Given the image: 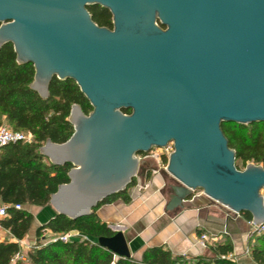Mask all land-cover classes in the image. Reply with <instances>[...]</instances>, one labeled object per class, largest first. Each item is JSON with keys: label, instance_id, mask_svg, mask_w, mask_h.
Segmentation results:
<instances>
[{"label": "water", "instance_id": "obj_1", "mask_svg": "<svg viewBox=\"0 0 264 264\" xmlns=\"http://www.w3.org/2000/svg\"><path fill=\"white\" fill-rule=\"evenodd\" d=\"M93 6L109 11L112 30L93 23ZM7 44L32 65L41 98L54 77L70 79L92 107L85 115L72 105L70 138L39 148L50 164L71 166L50 196L56 215H90L130 185L139 154L172 143L164 171L178 186L168 210L201 191L264 222V169H236L221 130L264 123V0H0V49ZM111 230L97 244L130 258Z\"/></svg>", "mask_w": 264, "mask_h": 264}, {"label": "trees", "instance_id": "obj_2", "mask_svg": "<svg viewBox=\"0 0 264 264\" xmlns=\"http://www.w3.org/2000/svg\"><path fill=\"white\" fill-rule=\"evenodd\" d=\"M88 11L95 20L111 17L108 10L99 6L89 7ZM33 76L31 64L17 63L12 45L7 44L0 49V126L6 123L13 131L30 134L33 138L30 144L16 142L0 148V202L7 208V217L0 221V226L17 241L24 238L32 223V216L23 208L27 205L48 206L57 187L69 182L67 173L71 166L50 164L39 153V148L47 141L62 144L70 138L73 126L68 122V116L72 105H78L85 115L92 110L74 81H61L54 77L49 83V95L43 99L30 88ZM122 112L130 113L129 110ZM221 130L229 148L235 152L236 169L242 170L248 163L264 169V123H222ZM126 189L102 200L96 208L114 198L128 202ZM15 205L21 209H15ZM94 212L95 208L90 215L75 220L55 214L36 231L39 238L44 231L58 236L75 230L93 239V243H37L29 249L25 261L14 259V264H238L228 258L232 247L227 243L211 245L209 249L214 255L211 259L174 256L162 247L146 249L140 262L115 257L97 244L98 238L112 237L114 232L101 223ZM243 216L251 222L249 214L244 213ZM18 251L17 243L1 242L0 264H10ZM249 255L255 264H264V234L254 237V243L249 245Z\"/></svg>", "mask_w": 264, "mask_h": 264}, {"label": "crops", "instance_id": "obj_3", "mask_svg": "<svg viewBox=\"0 0 264 264\" xmlns=\"http://www.w3.org/2000/svg\"><path fill=\"white\" fill-rule=\"evenodd\" d=\"M133 180L126 189L128 202L114 198L100 204L94 212L96 218L109 229L122 232L131 259L140 262L143 252L152 247H162L174 256L187 259H211L214 255L210 246L227 243L232 247L229 259L238 264H255L249 255V245L254 243L255 235L252 234L250 221L243 214L233 213L204 196L201 191L193 192L182 201L180 207L168 210L172 187L178 186V183L148 158L139 161V170ZM23 209L32 216L27 234L17 241L0 226V243H17V254L22 255V261H25L29 249L37 243L45 245L55 237L50 231H44L39 238L36 237L37 229L53 218L55 211L50 205H27ZM69 233L72 242H94L75 230ZM201 235H206L212 243L202 245ZM15 256L10 264H14Z\"/></svg>", "mask_w": 264, "mask_h": 264}, {"label": "built area", "instance_id": "obj_4", "mask_svg": "<svg viewBox=\"0 0 264 264\" xmlns=\"http://www.w3.org/2000/svg\"><path fill=\"white\" fill-rule=\"evenodd\" d=\"M33 138L30 134L27 133H23V132H19V131H13L12 129H9L7 127H5L4 125L0 126V148L8 145V144H12V143H16V142H21L23 144H30L32 142ZM173 151V145L172 143H168L164 148H154L152 150H150L148 152V154H141V155H145L144 158H148L151 159L153 161H155L160 168H162L163 170H165V166H166V162H167V158L170 155V153ZM138 161H140L141 159L139 158V155L137 156ZM263 199H264V190L261 192ZM15 209H21V206L19 205H15L14 206ZM6 206L3 204H0V221L2 219H5L7 217V210H6ZM251 224V229H252V234L257 236L260 234H264V222L261 225H253L252 222H250ZM73 241V238L71 236V234L65 233V234H61L58 236H55L53 238H51L45 245L47 244H51V243H55V242H60V243H71ZM200 242L202 245H206L208 243H212L209 241V239L207 238L206 235H201L200 236ZM23 259V256L20 254H17L15 256V260Z\"/></svg>", "mask_w": 264, "mask_h": 264}, {"label": "flooded vegetation", "instance_id": "obj_5", "mask_svg": "<svg viewBox=\"0 0 264 264\" xmlns=\"http://www.w3.org/2000/svg\"><path fill=\"white\" fill-rule=\"evenodd\" d=\"M90 16L91 13L89 12ZM111 15V14H110ZM91 20L93 21L94 24H96L98 27H102V28H106L108 30H112V16L110 17V19L106 20V19H100V20H95L92 16H91ZM165 29V28H163Z\"/></svg>", "mask_w": 264, "mask_h": 264}, {"label": "rangeland", "instance_id": "obj_6", "mask_svg": "<svg viewBox=\"0 0 264 264\" xmlns=\"http://www.w3.org/2000/svg\"><path fill=\"white\" fill-rule=\"evenodd\" d=\"M2 125H4L5 127L11 129L6 123H3ZM147 154H148V153H147ZM144 156H145V155H141V154H139V158H140V159L144 158Z\"/></svg>", "mask_w": 264, "mask_h": 264}]
</instances>
